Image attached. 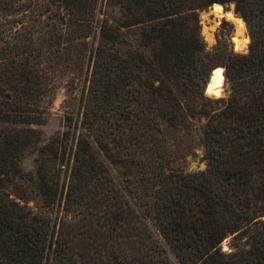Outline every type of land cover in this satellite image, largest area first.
<instances>
[{"label":"trees","instance_id":"trees-1","mask_svg":"<svg viewBox=\"0 0 264 264\" xmlns=\"http://www.w3.org/2000/svg\"><path fill=\"white\" fill-rule=\"evenodd\" d=\"M229 3L246 54L201 39L198 12ZM62 89L66 130L37 148ZM192 121L205 169L186 173L162 129ZM0 264H264V0H0Z\"/></svg>","mask_w":264,"mask_h":264},{"label":"rangeland","instance_id":"rangeland-1","mask_svg":"<svg viewBox=\"0 0 264 264\" xmlns=\"http://www.w3.org/2000/svg\"><path fill=\"white\" fill-rule=\"evenodd\" d=\"M224 11L231 12L236 18L240 19L244 23L245 29L240 27L231 19L217 18L213 11L212 6L198 12L200 36L203 40L206 50L212 52L214 48L220 44H227L228 48L236 54H246L250 43L248 31L243 19L235 12V6L233 3L220 4ZM109 15L118 17L117 13H112L110 10H106ZM131 37L137 39V29L131 30ZM235 40H239L243 45V48L237 50L235 48ZM247 40V41H246ZM246 42V43H245ZM221 67H215L214 69ZM222 69L223 82L222 86L218 89H209L205 95L212 101L226 99L229 90L225 81L224 70ZM210 77V76H209ZM209 79V78H208ZM208 82V81H207ZM207 84V83H206ZM68 97V93L65 90L58 91L54 102L52 104L50 114L42 125L34 126L35 129L41 132L40 142L37 144V148L45 145L49 140L58 137L66 130L65 115L66 111L70 112V109L66 110L65 100ZM68 107V105H67ZM203 122H188L183 126L178 127H163L162 136L165 145L170 153L171 166L174 169L181 170L186 173L199 172L205 169L204 153L201 142V127ZM37 154H31L27 156L21 164L22 171L25 174L35 176ZM106 166L114 175V177L120 181V167L115 163L105 161ZM15 195L22 198L24 204L30 208H35L39 204V198L37 197L35 187L28 182H18L17 187L13 189ZM21 201V200H19ZM155 237L161 242L166 249L169 257L174 260V256L169 251L165 243L160 238L155 228L151 227ZM229 240L224 241L222 247L224 250H229Z\"/></svg>","mask_w":264,"mask_h":264},{"label":"bare ground","instance_id":"bare-ground-1","mask_svg":"<svg viewBox=\"0 0 264 264\" xmlns=\"http://www.w3.org/2000/svg\"><path fill=\"white\" fill-rule=\"evenodd\" d=\"M212 11L217 18H219V19H222V18L231 19L240 27V29H245L244 23L240 19L236 18L231 12L224 11L223 8L221 7V5H219V4L212 5ZM243 45L244 44H242L239 40H235V48L237 50L243 48ZM222 82H223L222 69L216 68L213 72L212 85H211L210 89H212V90L218 89L219 87L222 86ZM208 93H209V90H208Z\"/></svg>","mask_w":264,"mask_h":264},{"label":"water","instance_id":"water-1","mask_svg":"<svg viewBox=\"0 0 264 264\" xmlns=\"http://www.w3.org/2000/svg\"><path fill=\"white\" fill-rule=\"evenodd\" d=\"M213 5H214V4H213ZM214 70H215V69H213V70L211 71L210 77H209L208 82H207L206 87H205V91H206L207 94H208V90L210 89V87H211V85H212V76H213V72H214Z\"/></svg>","mask_w":264,"mask_h":264},{"label":"clouds","instance_id":"clouds-1","mask_svg":"<svg viewBox=\"0 0 264 264\" xmlns=\"http://www.w3.org/2000/svg\"><path fill=\"white\" fill-rule=\"evenodd\" d=\"M218 75V74H217Z\"/></svg>","mask_w":264,"mask_h":264}]
</instances>
